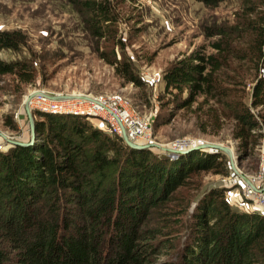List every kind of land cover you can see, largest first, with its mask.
Returning <instances> with one entry per match:
<instances>
[{"label": "trees", "instance_id": "16d2710c", "mask_svg": "<svg viewBox=\"0 0 264 264\" xmlns=\"http://www.w3.org/2000/svg\"><path fill=\"white\" fill-rule=\"evenodd\" d=\"M196 1L213 7L225 0ZM239 3L236 40L247 45L239 60L253 71L249 104L242 96L226 101L233 88L217 73L229 66L212 54L184 57L163 83L174 99L185 95L184 107L199 97L219 101L222 116L234 122L237 151L246 155L259 138L264 142V0ZM83 4L94 20L92 35L102 36L100 23L113 21L108 1ZM24 44L20 31L0 30V75L32 81L27 63L3 56ZM212 47L222 53L231 45ZM98 57L126 83L141 85L127 62ZM36 113L33 145L0 149V264H156L160 253L158 264H264V216L233 207L222 188L191 196L196 177L224 172L221 153L169 158L130 148L85 116Z\"/></svg>", "mask_w": 264, "mask_h": 264}, {"label": "rangeland", "instance_id": "374dc122", "mask_svg": "<svg viewBox=\"0 0 264 264\" xmlns=\"http://www.w3.org/2000/svg\"><path fill=\"white\" fill-rule=\"evenodd\" d=\"M83 1L94 0H0V30L20 31L25 37L24 46L3 56L27 63L34 76L26 83L16 75H0V149L12 147L11 141L29 144L31 129L25 102L34 92L55 102L119 97L133 114L151 121L149 136L136 142L129 140L147 146L144 150L175 158L180 154L165 150H189L198 144L229 149L233 153V166L227 153L215 150L224 157V172L196 177L191 196L222 188L230 205L242 211H256L257 195L248 191L264 192L262 138L246 155L238 153L237 142L232 138L234 122L222 116L219 101L205 102L199 97L191 106L184 107L185 95L174 99L164 91L163 83L165 71L184 57L192 53L212 54L229 66L222 67L216 76L222 78L224 86L233 88L226 101L242 96L249 104L253 71L246 58L239 60L246 54L247 45H239L236 40L238 18L243 17L240 0H225L213 7L196 0H107L113 21L100 23V37L92 35L94 20ZM221 31L226 36L219 35ZM221 40L231 47L216 53L212 44ZM235 48L238 55L228 52ZM99 52L127 62L141 85L119 78L114 68L98 57ZM48 96L79 98L53 100ZM30 101L35 122L38 110L32 108ZM82 116L103 133L114 135L110 133V125L100 117ZM258 176L262 180L252 182ZM154 225L157 226L156 221ZM155 257L158 264L164 255Z\"/></svg>", "mask_w": 264, "mask_h": 264}, {"label": "built area", "instance_id": "2783aa9c", "mask_svg": "<svg viewBox=\"0 0 264 264\" xmlns=\"http://www.w3.org/2000/svg\"><path fill=\"white\" fill-rule=\"evenodd\" d=\"M32 100V99H31ZM33 109L44 113H79V115H93L100 117L110 125V133L122 138L124 134L129 140L135 142L143 136L150 135L151 121L133 114L126 101L119 97H100L94 100H65L61 102L50 101L43 96H36L30 101ZM262 176L252 178L258 183ZM254 191V190H253ZM256 194V211L264 216V192H251Z\"/></svg>", "mask_w": 264, "mask_h": 264}, {"label": "water", "instance_id": "95a60500", "mask_svg": "<svg viewBox=\"0 0 264 264\" xmlns=\"http://www.w3.org/2000/svg\"><path fill=\"white\" fill-rule=\"evenodd\" d=\"M38 94L41 95L40 92H34V93L30 94L26 98V102H25V110H26V112L28 114L29 124H30V129H31V137H30L29 142H28L29 144H25V143H21V142H17V141H11L12 145L25 146V145H30L31 143H33V141H34V122H33V119L31 117V112H30V109H29V101L31 100V98H33L34 96H36ZM48 97L50 99H53V100L79 98V96H48ZM122 139L125 142V144H127L131 148H142V149L147 148V146H139V145H137L135 143H132L131 141H129V139L124 134L122 135ZM192 149H194V150H196V149H200V150L208 149V150H218V151L225 152V153L228 154V156L230 158L231 166H233V153H231L230 150L227 149L226 147L215 145V144H199L196 147H193L191 149L189 148V150L172 151L171 149L170 150L166 149L165 151H169L172 154H183V153H186V152H188V151H190Z\"/></svg>", "mask_w": 264, "mask_h": 264}, {"label": "bare ground", "instance_id": "6f19581e", "mask_svg": "<svg viewBox=\"0 0 264 264\" xmlns=\"http://www.w3.org/2000/svg\"><path fill=\"white\" fill-rule=\"evenodd\" d=\"M74 114H76V115H79V113H74ZM199 145V144H198ZM198 145H194V146H198ZM231 152V151H230ZM232 153V152H231Z\"/></svg>", "mask_w": 264, "mask_h": 264}]
</instances>
